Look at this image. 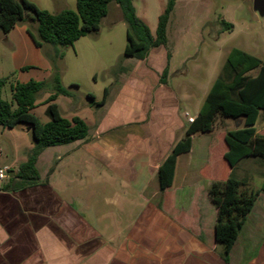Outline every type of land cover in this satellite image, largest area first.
<instances>
[{
	"label": "crops",
	"instance_id": "obj_1",
	"mask_svg": "<svg viewBox=\"0 0 264 264\" xmlns=\"http://www.w3.org/2000/svg\"><path fill=\"white\" fill-rule=\"evenodd\" d=\"M14 28L12 36L38 55L26 26ZM87 44L92 47L93 39ZM157 49L111 72L102 97L92 95L100 103L106 90L104 103L84 104L91 122L80 115L81 107L72 104L67 117L58 107L62 117L82 119L88 135L44 149L35 165L36 182L20 186L16 177L33 138L21 162L16 156L10 163L1 161L0 168L9 170L0 182V264H264V207L257 206L261 194L241 229L255 215V232L247 230L240 238V231L227 261L215 239L217 208L208 189L223 180L222 171L213 157L208 159L207 145L197 140L195 148L196 139L209 133L192 136L190 151L177 157L172 185L159 190L158 169L183 137L188 126L184 113L192 102L183 105L167 85L166 54ZM38 62L44 63L45 76L20 72L10 91L16 83L51 75L47 61L40 56ZM27 66L34 67L21 63L18 69ZM2 78L9 81L7 75ZM199 109L189 114L196 116ZM22 130L26 135L31 131ZM2 149L0 145V153Z\"/></svg>",
	"mask_w": 264,
	"mask_h": 264
},
{
	"label": "rangeland",
	"instance_id": "obj_2",
	"mask_svg": "<svg viewBox=\"0 0 264 264\" xmlns=\"http://www.w3.org/2000/svg\"><path fill=\"white\" fill-rule=\"evenodd\" d=\"M39 9L52 14L63 9H76V0H28ZM169 0H133L137 17L148 27L152 36L159 16L164 12ZM253 0H175L173 11L170 14L166 27V44L158 47L157 54L165 52L167 69L165 79L167 85L175 95L186 104L192 102L187 109L194 114L202 105L211 85L221 72L228 53L237 48L254 55L264 62V17H260L252 9ZM118 5L111 2L108 14L100 25V31L74 43L72 47H57L44 45L36 49L33 56L23 48L22 42L15 34V28L9 35L0 30V75L9 77V81L2 88V98L11 101L10 84L15 75L20 73L24 77L35 75L45 76V65L38 62L40 56L51 66L56 67L60 74L61 84L72 93V97L59 96L57 104L65 117L72 104L81 107L80 115L91 122V111L85 107L89 101L88 95L98 99L102 97L103 89L108 85L111 72L121 66L134 62L135 59L124 56L126 45V24L121 18ZM227 24L230 27L226 28ZM26 23L18 24V26ZM36 26V25H34ZM88 39H93V46L89 47ZM33 46V45H32ZM15 54L12 59L11 55ZM62 54V57L56 55ZM43 62V60H41ZM33 64L34 67H24L19 70L20 64ZM17 70L15 73L13 71ZM14 73V75H12ZM96 78L93 79V74ZM252 72L251 75H254ZM51 75L39 82H46L47 87L40 91L35 100L36 108L32 113L42 122L49 121L46 115L45 100L52 92ZM35 81V80H33ZM88 98V99H87ZM263 113V112H262ZM90 114V115H89ZM242 123L236 124L231 119L218 118L215 127L209 134L198 137L197 143L203 142L208 146V159L214 158L217 168L224 169L223 154L226 150L223 138L226 132L233 130ZM257 133L264 135V115L256 123ZM28 128V127H27ZM23 126L3 128L0 126V145L4 149L0 153V163L12 162L16 156L21 162L25 156V148L32 143V134H24ZM202 151L203 145H202ZM186 157L183 159L186 163ZM222 163V164H221ZM226 171L220 175L225 177ZM234 178L247 183V190L259 191L258 207H264V161L247 157L238 162L233 169ZM255 215L248 219L246 227L240 233V238L246 235L247 230H254ZM240 240V239H239Z\"/></svg>",
	"mask_w": 264,
	"mask_h": 264
},
{
	"label": "trees",
	"instance_id": "obj_3",
	"mask_svg": "<svg viewBox=\"0 0 264 264\" xmlns=\"http://www.w3.org/2000/svg\"><path fill=\"white\" fill-rule=\"evenodd\" d=\"M111 2L118 5L126 24L123 53L126 58L144 60L152 49L166 44V27L175 0L167 2L158 18L154 36L137 17L133 0H76L75 10L63 9L54 14L39 9L28 0H0V30L7 35L16 25L26 23V32L36 48L42 49L44 45L71 47L80 38L99 31L100 22L107 15ZM32 25L36 26L33 28ZM224 26L230 27L227 24ZM56 56L61 58L62 54ZM166 72L167 69L163 72L164 78ZM252 72L255 74L251 75ZM49 81L52 92L44 102L49 121L42 123L32 110L36 108L37 94L47 87V83L32 80L16 83L11 87V101L8 102L2 98L6 79H0V126L10 129L18 125L29 127L34 141L27 160L18 167L16 177L20 186L38 180L35 165L44 149L84 140L88 135V127L82 119L73 117L69 120L59 112L56 99L59 96L72 97V93L62 86L55 66ZM104 93L106 96V90ZM105 96L100 103H95L92 95H88V98L92 105L100 106ZM261 115H264V62L233 48L194 122L188 124L183 137L175 144L157 173L159 190L164 191L172 185L177 157L190 151L193 135L212 132L218 118L242 123L226 132L223 138L226 151L223 154L225 167L221 171H226L227 176L214 181L208 189L209 198L217 208L215 239L223 246L226 261L260 193L248 191L245 188L247 183L234 178L232 172L244 158L264 161V135L258 134L255 127Z\"/></svg>",
	"mask_w": 264,
	"mask_h": 264
},
{
	"label": "water",
	"instance_id": "obj_4",
	"mask_svg": "<svg viewBox=\"0 0 264 264\" xmlns=\"http://www.w3.org/2000/svg\"><path fill=\"white\" fill-rule=\"evenodd\" d=\"M252 9L260 17H264V0H253ZM27 130L29 131L30 128L28 127Z\"/></svg>",
	"mask_w": 264,
	"mask_h": 264
},
{
	"label": "built area",
	"instance_id": "obj_5",
	"mask_svg": "<svg viewBox=\"0 0 264 264\" xmlns=\"http://www.w3.org/2000/svg\"><path fill=\"white\" fill-rule=\"evenodd\" d=\"M184 117L186 119L187 124H191L194 122L195 120V116H191L189 113L185 112L184 113ZM9 170L8 167H3L0 168V182L4 179L5 174L7 173V171Z\"/></svg>",
	"mask_w": 264,
	"mask_h": 264
}]
</instances>
